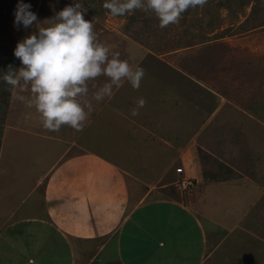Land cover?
Listing matches in <instances>:
<instances>
[{
	"label": "rangeland",
	"instance_id": "1",
	"mask_svg": "<svg viewBox=\"0 0 264 264\" xmlns=\"http://www.w3.org/2000/svg\"><path fill=\"white\" fill-rule=\"evenodd\" d=\"M76 2L82 4L83 10H86L84 19L92 22L97 42L108 47L110 55L119 53V59L128 61L133 68H143L145 74L138 90L133 89L127 80H122L119 87L113 86V95L110 98L105 97L99 102L92 98L93 93L98 87L110 81L106 76L90 81L88 96L81 98L82 101L86 99L91 103L90 111L87 107L85 108L89 115L83 130L76 131L64 125L58 132H51L42 127L40 115L35 108H29L17 99V95L30 97V92L20 93L18 88L12 89L10 85L3 82L2 75L8 71L9 66L13 69H19L22 66L21 61L14 56V49L18 42L37 31L39 27L37 23L51 19L57 12ZM21 3L30 5L29 10L37 16V21L31 27L25 28L23 24L15 23L17 6ZM104 3L105 0H0V248L6 241L7 249L11 246V250L15 252L23 250L26 246L28 248L35 240H46L45 234L48 231L45 233L41 230L42 225L17 220L29 215L43 214L42 190L45 173L61 163L72 162L80 168L86 167L93 159L90 154L92 150L104 157L106 156L105 145L109 144L108 141L112 143L116 138L118 141H124L120 132L122 129L120 126L124 125H120V120H127L131 115V112L125 108L126 104L131 101L136 103L140 98H143L146 104L158 98L162 101L167 100L171 95V87L168 86L171 85L170 78L176 73L183 74L181 80H196L195 83L201 87H208L211 84L212 88L216 87L220 91L216 76L222 72L218 70L220 68L224 72L236 70L238 73V68L234 69L230 61L241 54V49L251 50L255 54L250 64L249 61L246 62L249 69L259 71L260 68H264V0H207L202 8H190L184 12L179 24H171L165 28L159 26L154 13L135 10L124 16H112L103 8ZM215 48H219L221 53L216 57H214ZM163 81H167L165 84L167 87H160ZM93 84L97 88H93ZM163 87L164 90H162ZM219 94L224 99L231 97L224 92ZM179 96L176 100L181 102L188 112H193V118H195L194 113L199 111L197 104L201 96L196 97V105ZM209 100L212 101L211 98ZM124 108L126 111H123ZM203 114L206 115V113ZM213 116L214 120L222 117L221 114ZM155 118L149 116L148 120ZM192 124L195 127L198 125L197 122ZM142 129L146 130V126L143 125ZM176 133L178 135V132ZM156 134L161 137L166 133L156 132ZM184 139L183 136L174 138L173 141L169 138L173 145L182 144ZM153 141L156 140L153 139ZM150 144L146 146L137 144V151L140 154L136 156L131 152L127 154V157L124 155V160H128V165L136 174L138 172L135 167H144L147 161L161 166L166 160L170 164L163 169V175L166 174V176L157 182L158 185L163 184L161 181H166L165 183L167 180L173 181L180 175V177L191 178L194 183L193 188L196 187L195 183L198 182L190 176L191 173L184 172L183 168H181L183 171L181 174L175 172L176 166L184 165L171 153L172 148ZM163 149L168 150L166 159L165 157L160 159ZM188 155L189 153L181 156L182 162L185 163ZM63 159L65 162H61ZM139 170L143 171L140 168ZM132 172L133 170L130 174L135 175ZM145 172L146 181L153 182L158 169ZM208 175L210 178L216 177L213 173ZM81 176L84 177V175ZM38 179L39 183H37ZM89 181V179L82 181L83 190L88 189ZM207 181L204 180L200 185V191ZM128 184L130 188L124 186L121 192L108 190V195L112 194L119 199L129 191L133 192L131 180H128ZM172 185L170 187L173 189ZM133 188L135 189L134 186ZM160 193L159 190L152 191L143 204L144 208L134 212L124 225L120 237L125 264H159L154 261L151 252L153 240L148 241L146 231L152 234L155 243L159 240L163 244L159 250L167 255V261L169 259L174 262L176 259L179 264H192L191 259L185 256L186 243L182 250L175 247V252L167 254V249L172 243L171 238L175 237L173 228L177 226L178 230L182 228L188 234L187 229L191 223L189 218L183 216L186 213L185 209L177 210L175 206L165 207L163 204H157L156 200ZM101 196L110 199L106 196V191ZM226 197L227 195L221 196L219 201H225ZM82 198L86 199V195L83 194ZM78 205L76 203L77 207ZM218 205L226 206V213L222 217L217 215V219L208 220L198 216L196 219L206 231L204 254L208 255L202 264H223L222 258L227 248L232 249L228 252L231 260H226L225 264L264 263L262 262L264 261V217L255 219L252 223L254 225L257 221L259 226H262L260 230L262 232L259 233V228L254 229L252 224L238 226L250 223L252 211H246V216L240 220L241 223H238L243 209L247 210L243 202L230 206L225 203H218ZM239 205L241 209L238 208ZM134 224L137 226L135 234L137 239L129 242L128 229L134 227ZM230 227H235V232L240 234L233 233L229 236L225 230ZM244 230L250 232L248 239L242 233ZM234 237H240V242L228 243ZM215 241L216 243L219 241L220 247L212 250ZM234 244L237 245V250L234 251L239 252L236 253L237 259L233 254L235 253L233 252ZM194 246L198 247V245ZM109 252L106 249V258ZM125 253H127V259L124 257ZM11 258L14 260L13 257ZM167 261L165 263L162 257L160 264H168ZM196 263L193 261V264Z\"/></svg>",
	"mask_w": 264,
	"mask_h": 264
},
{
	"label": "crops",
	"instance_id": "2",
	"mask_svg": "<svg viewBox=\"0 0 264 264\" xmlns=\"http://www.w3.org/2000/svg\"><path fill=\"white\" fill-rule=\"evenodd\" d=\"M214 54H216L214 57L221 54L219 48H215ZM254 55L251 50L241 49V54L230 61L234 69L238 68V73L236 70L234 72H224L222 68L218 70L222 72L216 76L220 91L216 87L212 88L211 84L208 87H201L195 83L196 80H181L183 78L181 73L172 74L171 85H168L171 87L169 98L163 101L161 98L150 100L142 108H138V115H130L129 119L120 120V125H124L120 126L124 141H118L117 138L112 143L108 141L109 144L105 145L106 156L102 157L97 151L92 150L90 154L93 159L86 167L80 168L72 162L61 163L45 173L42 190L43 214L25 216L17 221L42 225L40 229L42 228L45 233L48 231L45 234L46 240H35L28 248L26 246L23 250L15 252L11 250V246L7 249L8 243L5 241V245L0 248V264H125L120 237L124 225L134 212L144 208L143 204L148 195L155 190L161 192L157 197V204H163L165 207L175 206L177 210L185 209L186 213L183 216L189 218L191 223L187 229L188 234L182 228L178 230L177 226L174 227L175 237L171 238L172 243L167 249V254L175 252V247L182 250L186 243L185 256L191 259L192 264L193 261L202 264L208 255L204 254L206 231L196 220L198 216L208 220L217 219V215L222 217L226 213V206L218 203L230 206L243 202L247 210L243 209V214H239L241 215L239 221L246 216V211H252L250 223L238 226H248L255 219L264 217V68H260L259 71L248 68L246 62L249 61L250 64ZM244 73L246 75H243ZM166 82L163 81L160 87H167ZM220 92L230 94V99H224ZM179 95L193 105H196V97L201 96L197 104L199 111L194 113L195 118L193 112H188V109L176 100ZM125 106L132 113L133 109H137V102L131 101ZM125 108L123 111H126ZM214 114H221L222 117L214 120ZM149 116L156 118L149 121ZM182 121L185 123L184 126ZM192 122H197V127L193 126ZM143 125L146 126V130L142 129ZM156 132L166 134L159 137ZM181 136L185 138L183 143L174 144L176 146L173 148L174 145L169 138L173 141L174 138ZM137 144L145 146L157 144L172 148L171 153L184 165L179 167L183 168L184 172L191 173L190 176L198 182L195 183L196 187L192 186L178 192L173 183L177 177L173 181L167 180V183L161 181L163 184L158 185L157 182L166 176L163 175V169L170 164L166 160L161 166L147 161L145 168L139 167L143 171H140L138 166L135 167L138 172L136 174L128 165V160H124V155L127 157L129 152L134 156L140 154L137 151ZM167 152L168 150L164 149L162 153L159 152L160 159H163L162 157L166 159ZM187 153L189 155L184 163L181 156ZM61 162H65L64 159ZM152 169H158V173L153 182L146 181L145 171ZM132 170L135 175L130 174ZM209 173L216 174V177L210 178ZM88 179L90 180L88 189L83 190L82 181ZM128 180L132 182L133 192L129 191L119 199L112 194L108 195V190L121 192L124 186L130 188ZM204 180L208 181L200 191V185ZM170 185L174 188L172 189ZM105 191L109 200L101 196ZM83 194L86 195V199L82 198ZM224 195H227L225 201L220 202L221 196ZM76 203L79 204L78 207ZM238 208L241 209V205ZM252 226L256 230L259 228V233L262 232L260 231L262 226H259L257 221ZM234 229L235 227H230L225 231L229 236L233 233L239 235L240 233ZM136 233L137 226L134 224V227L128 229L129 242L137 239ZM145 233L149 242L153 240L151 252L154 261L160 264L163 257L166 263L167 255L159 250L163 244L159 240L155 243L152 234L148 231ZM242 233L248 239L250 232L244 230ZM240 239L234 237L228 243L238 244L236 242H240ZM219 247V241L217 243L215 241L212 250ZM236 248L237 245L233 252L237 250ZM106 249L110 251L107 258ZM226 250L222 258L223 264L227 262L226 260H231L228 252L232 249ZM236 253L239 252L233 253L237 259ZM124 257L127 259V253ZM167 263L179 264V261L175 259L171 262L168 259Z\"/></svg>",
	"mask_w": 264,
	"mask_h": 264
},
{
	"label": "clouds",
	"instance_id": "3",
	"mask_svg": "<svg viewBox=\"0 0 264 264\" xmlns=\"http://www.w3.org/2000/svg\"><path fill=\"white\" fill-rule=\"evenodd\" d=\"M207 0H105L103 8L112 16H124L135 10L154 13L159 26L165 28L179 24L182 14L188 9L203 7ZM30 5L19 4L15 23L31 27L37 21ZM83 5L79 2L66 6L51 19L37 23V31L18 42L14 56L21 61L19 69L9 66L2 75L4 83L20 93L30 92V97L17 95L27 107L35 108L40 115L42 127L58 132L67 125L82 131L91 110L89 101L81 100L89 93V82L106 76L109 83L103 84L93 93L99 102L113 95V86L119 87L127 80L138 90L144 69L133 68L128 61L119 59V53L98 43L92 22L84 19ZM146 104L143 98L137 101V109Z\"/></svg>",
	"mask_w": 264,
	"mask_h": 264
},
{
	"label": "built area",
	"instance_id": "4",
	"mask_svg": "<svg viewBox=\"0 0 264 264\" xmlns=\"http://www.w3.org/2000/svg\"><path fill=\"white\" fill-rule=\"evenodd\" d=\"M174 170L176 173H180V174L183 172L181 167H179V166H176L174 168ZM173 183H174L176 190L178 192H182L183 190L191 188L194 184L193 180L191 178H187L184 176H181V177L179 176Z\"/></svg>",
	"mask_w": 264,
	"mask_h": 264
}]
</instances>
